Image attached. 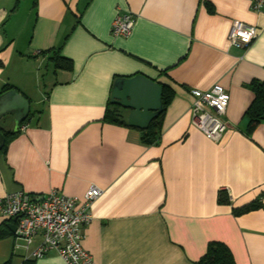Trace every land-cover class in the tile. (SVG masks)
<instances>
[{
  "label": "crops",
  "instance_id": "crops-1",
  "mask_svg": "<svg viewBox=\"0 0 264 264\" xmlns=\"http://www.w3.org/2000/svg\"><path fill=\"white\" fill-rule=\"evenodd\" d=\"M123 11L136 15L133 31L114 36ZM235 20L258 29L248 47L229 44ZM138 74L173 91L155 144L113 102L117 79ZM255 79L264 80V9L249 0H0V95L12 87L30 101L25 130L13 132V115L0 122V197L101 188L83 240L93 264H198L215 241L236 264H264V120L248 130L246 116ZM215 84L230 94L219 140L191 111V90ZM113 105L124 123L105 118ZM11 223L0 216V264H67L54 249L33 258L42 236L28 243Z\"/></svg>",
  "mask_w": 264,
  "mask_h": 264
},
{
  "label": "built area",
  "instance_id": "built-area-1",
  "mask_svg": "<svg viewBox=\"0 0 264 264\" xmlns=\"http://www.w3.org/2000/svg\"><path fill=\"white\" fill-rule=\"evenodd\" d=\"M254 10L264 9V0H249ZM136 15L131 11L119 12L112 23L114 36H129L134 28ZM258 36L256 26L235 20L229 34V44L248 47ZM191 111L193 125L206 137L219 140L229 127L226 112L230 94L221 84L208 90L192 89ZM28 124H22L25 130ZM103 190L89 187L83 198L69 196L59 189H52L41 197H35L24 189L15 190L0 197V216L16 219V233L28 243L37 235L42 242L31 253L41 258L50 250H56L67 264H93L92 254L84 248L85 230L93 219L92 207Z\"/></svg>",
  "mask_w": 264,
  "mask_h": 264
},
{
  "label": "water",
  "instance_id": "water-1",
  "mask_svg": "<svg viewBox=\"0 0 264 264\" xmlns=\"http://www.w3.org/2000/svg\"><path fill=\"white\" fill-rule=\"evenodd\" d=\"M162 97V84L143 74L117 79L113 92V102L130 109L129 123L142 129L148 128L152 120L163 111ZM29 114L30 101L17 89L0 95V122L6 116L13 115V132L20 131ZM5 142L6 136L0 129V149ZM9 226L12 231H16V219Z\"/></svg>",
  "mask_w": 264,
  "mask_h": 264
},
{
  "label": "trees",
  "instance_id": "trees-1",
  "mask_svg": "<svg viewBox=\"0 0 264 264\" xmlns=\"http://www.w3.org/2000/svg\"><path fill=\"white\" fill-rule=\"evenodd\" d=\"M54 57H58V61L61 63H66L65 59L56 55ZM68 63V62H67ZM248 86L254 91L255 97L251 105L246 111V116L249 119L248 123V130H252L258 123L264 120V80H253L248 83ZM9 88V87H8ZM12 89V87L10 88ZM173 91L167 89L163 86V110L166 108L167 104L169 103L172 97ZM163 112V111H162ZM161 112V113H162ZM163 113L157 116L149 125L148 128L143 130V139L148 144H155L160 137V130H161V119ZM107 120H111L114 122H123V113L118 105H113L108 107L106 112ZM30 118L24 121L22 124H29ZM4 131L6 136V140L8 138L9 133L5 131L4 128H1ZM22 130V129H21ZM5 151L3 146L0 149V154ZM219 201L222 203H229L230 196L229 193L225 191H221L219 195ZM262 206L261 200H254L242 207L236 208V213L247 212ZM6 229H0V237L6 235ZM198 264H236V260L231 249L223 242L215 241L212 242L206 252V254L197 262Z\"/></svg>",
  "mask_w": 264,
  "mask_h": 264
}]
</instances>
